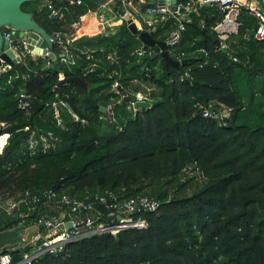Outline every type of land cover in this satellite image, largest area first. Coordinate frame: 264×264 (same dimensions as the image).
Segmentation results:
<instances>
[{
    "label": "trees",
    "instance_id": "trees-1",
    "mask_svg": "<svg viewBox=\"0 0 264 264\" xmlns=\"http://www.w3.org/2000/svg\"><path fill=\"white\" fill-rule=\"evenodd\" d=\"M43 1L21 7L35 11L49 34L62 36L74 33L73 24L88 11L100 13L105 0H49L61 18ZM220 18L217 7L191 14L182 33L191 38L170 49L173 57L189 59L179 69L152 58V47L138 55L141 42L122 21L67 44L55 42L53 61L26 55L21 72L0 75V134H8L0 153V196L38 193L26 220L67 212L66 205L53 208L63 194L157 202L154 210L130 214L145 220V228L68 242L30 264H264V39L252 38L257 20L242 9L238 31L222 49L213 31ZM173 28L167 21L151 35L166 40ZM63 45L73 63L63 59ZM60 75L80 77L87 86L66 82L56 91ZM114 83L133 99L145 94L151 106L128 108ZM20 93L36 97L41 108L19 107ZM54 101L67 104L59 106L61 124ZM223 105L231 108L223 119L204 116L210 106ZM19 221L18 213H0V231ZM11 247L2 251L12 264L31 249Z\"/></svg>",
    "mask_w": 264,
    "mask_h": 264
},
{
    "label": "built area",
    "instance_id": "built-area-1",
    "mask_svg": "<svg viewBox=\"0 0 264 264\" xmlns=\"http://www.w3.org/2000/svg\"><path fill=\"white\" fill-rule=\"evenodd\" d=\"M44 1L43 5L49 9L51 16L59 18L63 16L61 10L56 8L51 1ZM72 2L73 0H69V3ZM76 3L79 4L80 0H76ZM259 4H262L264 7V0H175L174 3L172 0H105L101 5V10L105 7L112 8L113 10L115 7L122 8L125 13H127L130 21L136 25L138 34L142 31L151 33L152 28L156 26V24L158 25L170 21L174 28L169 33L166 42L168 44H173L182 37L186 23L190 21L193 12L197 13L202 6L217 7L221 13V18L214 25L213 31L215 32L219 47L223 49L227 48V41L230 36L236 34L238 31L240 25L238 17L242 9L248 10L257 20L252 38L256 40L264 39V10L258 7ZM181 9H183V11H181ZM94 13L96 14L97 12ZM119 19H122L121 16ZM97 21L102 26H108L109 24L101 13H98ZM13 31L14 30L10 27L2 28V37L3 39L9 40L8 48L14 52V58H17L15 63L21 65L26 55H29L33 59L37 56H41L35 54L32 50H28L26 48V41L22 37L15 36L9 39ZM138 34L136 37H138ZM59 36L60 35H54L53 37ZM66 47V45H63V52L61 55L64 60L73 63L71 58H66V55H68ZM146 50L143 49L141 44L140 48L136 50V53L138 55H143ZM148 53L151 55L153 52L148 51ZM174 59L181 60L178 55H175ZM12 69H15L14 63L6 62L0 58V75ZM62 78L64 77L60 75V79ZM117 86V83L112 85L113 88ZM26 96L27 95L24 93H20L19 107L24 108L28 105L27 102L23 101ZM52 106L55 110L54 117L56 123L61 124L62 119L59 106L66 107L67 104L63 101H54ZM218 108L216 112H210L208 109H205L203 114L204 116H214L223 119L228 116L231 111V108L225 105ZM2 126H4V123L0 122V127ZM2 135H0V137ZM47 135L53 139L54 142L56 141L50 132ZM7 137L8 134H6V139L2 146H0V153L6 143ZM42 141L44 143V148L50 145L49 142H46V137H42ZM43 194L49 201L54 197L51 190L44 191ZM39 199L40 195L38 193H30L28 191H25L23 197L18 200L0 196V213H5L7 215L18 213L20 217L18 225H24L25 227V230L22 231V235L27 233L32 226L37 228L28 243L31 246L30 251L23 253L22 261L18 264H30L41 254L56 253L61 250L66 243L92 235L105 232L116 234L118 231L129 227L145 228L147 226L145 220H135L130 217V214L139 209L154 210L157 207V202L148 197L118 200L112 195L111 199L105 195H95L92 198L80 200L63 194L59 199L53 201V208H55V205H66L67 212H61L55 217L40 216L35 220H26L28 214L36 209ZM107 201H111V203L106 205ZM22 204L26 205L27 211L22 212L19 210ZM99 205H106L105 210L101 211L98 208ZM67 222L70 223L69 226H67ZM18 245L21 244L11 245V250L16 249ZM0 264H12V258L8 251L3 252L2 249L0 250Z\"/></svg>",
    "mask_w": 264,
    "mask_h": 264
},
{
    "label": "water",
    "instance_id": "water-1",
    "mask_svg": "<svg viewBox=\"0 0 264 264\" xmlns=\"http://www.w3.org/2000/svg\"><path fill=\"white\" fill-rule=\"evenodd\" d=\"M29 1H39V0H0V58L6 62L14 63L15 69L21 72V65L15 63L17 58H14V52L8 48V39H3L2 37V28L10 27L14 31L9 39L13 37H22L26 41V48L32 50L35 54L46 56L49 60H55V54L51 51L55 42H64L68 43L76 33H71L67 35H62L59 37H53L49 34L41 25L37 23L34 19L35 11H25L22 9V4ZM153 1V0H151ZM174 3L175 0H172ZM65 3L68 4L69 0H65ZM258 7L261 10H264L262 4H259ZM114 10L121 16L124 22L127 25L129 31L137 36L138 29L136 25L130 21L127 13L122 8L115 7ZM183 11V9H181ZM191 37L188 35H183L178 41L173 44H168L166 41L157 40L152 37L150 32L142 31L138 34V39L142 43L143 49L153 48L152 58L160 56L166 68L171 67L174 69H179L181 65L187 64V58L176 60L170 54V49L179 46L186 40H189ZM4 50V51H2ZM66 58L69 59L70 56L66 55ZM66 82H74L79 86L86 87V83L80 77H67L60 79L56 91L59 90L60 86ZM118 91L123 94V99L128 100L132 103L133 109H142L148 108L151 106L150 101L145 99H139L137 96L133 99L132 95L124 94L121 87L117 86ZM23 101L27 102L28 105H31L35 109L41 108V102L34 96H26ZM69 107V106H68ZM70 109V107H69ZM218 107L210 106L208 110L210 112L218 111ZM101 111H104L103 106L100 107ZM1 130V127H0ZM111 201H107L106 205H109ZM106 205H99L98 208L101 211L105 210ZM70 223L67 222V226ZM25 230L24 225H17L14 228L0 231V250L6 246H11L15 244L27 245L33 236L34 232L37 230L35 226L29 228V231L22 235V231ZM24 236V237H23Z\"/></svg>",
    "mask_w": 264,
    "mask_h": 264
},
{
    "label": "crops",
    "instance_id": "crops-1",
    "mask_svg": "<svg viewBox=\"0 0 264 264\" xmlns=\"http://www.w3.org/2000/svg\"><path fill=\"white\" fill-rule=\"evenodd\" d=\"M43 2H45V1H43ZM206 7L207 8H214V7H210V6H206ZM106 8L108 11L101 10L100 13L103 14L104 19H106V21L109 23L108 26L111 29H114V27L118 26L124 20L119 19L120 15L115 10H113L112 8L109 9L108 7H106ZM88 14L91 15L92 17H90ZM88 14H86L84 17H82L80 19V22L73 24L74 25L73 27H75L76 36L83 35V34H88V35L96 34V33H99L101 31H105L106 27H108L107 25H104L102 27L98 26V24H97L98 13L95 14L94 12H88ZM156 26H157V24H156ZM136 38H138V37H136ZM162 41H166V40H162ZM153 51H154V49H153ZM169 51H171V50H169ZM135 96H137V95H135Z\"/></svg>",
    "mask_w": 264,
    "mask_h": 264
},
{
    "label": "rangeland",
    "instance_id": "rangeland-1",
    "mask_svg": "<svg viewBox=\"0 0 264 264\" xmlns=\"http://www.w3.org/2000/svg\"><path fill=\"white\" fill-rule=\"evenodd\" d=\"M108 8H109V7H108ZM109 9H110V8H109ZM102 10H104V11H108L106 7L103 8ZM107 16H108V15H107ZM107 16H106V17H107ZM117 18H118V17H117ZM136 95H137L138 98H141V99L147 98L146 95L143 94V93H136ZM145 100H146V99H145ZM127 107H128V108L131 107V108L133 109L132 103L130 102V103L128 104ZM6 134H7V133H3V135H6ZM0 135H2V134H0ZM3 135H2V136H3Z\"/></svg>",
    "mask_w": 264,
    "mask_h": 264
},
{
    "label": "snow or ice",
    "instance_id": "snow-or-ice-1",
    "mask_svg": "<svg viewBox=\"0 0 264 264\" xmlns=\"http://www.w3.org/2000/svg\"><path fill=\"white\" fill-rule=\"evenodd\" d=\"M4 139H6V137H0V146H2V142Z\"/></svg>",
    "mask_w": 264,
    "mask_h": 264
},
{
    "label": "bare ground",
    "instance_id": "bare-ground-1",
    "mask_svg": "<svg viewBox=\"0 0 264 264\" xmlns=\"http://www.w3.org/2000/svg\"><path fill=\"white\" fill-rule=\"evenodd\" d=\"M1 137H6V135H3V136H1ZM3 142H4V140H3ZM3 142H2V144H3Z\"/></svg>",
    "mask_w": 264,
    "mask_h": 264
},
{
    "label": "clouds",
    "instance_id": "clouds-1",
    "mask_svg": "<svg viewBox=\"0 0 264 264\" xmlns=\"http://www.w3.org/2000/svg\"><path fill=\"white\" fill-rule=\"evenodd\" d=\"M5 259H7V258H5Z\"/></svg>",
    "mask_w": 264,
    "mask_h": 264
}]
</instances>
